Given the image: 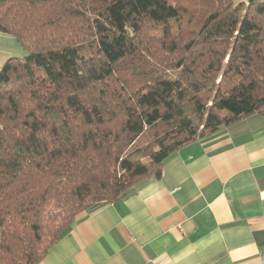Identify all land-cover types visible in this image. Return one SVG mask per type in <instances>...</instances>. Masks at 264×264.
I'll return each mask as SVG.
<instances>
[{"label": "trees", "instance_id": "16d2710c", "mask_svg": "<svg viewBox=\"0 0 264 264\" xmlns=\"http://www.w3.org/2000/svg\"><path fill=\"white\" fill-rule=\"evenodd\" d=\"M0 32L27 52L0 69V264L264 116V0H0Z\"/></svg>", "mask_w": 264, "mask_h": 264}, {"label": "crops", "instance_id": "0c3cea01", "mask_svg": "<svg viewBox=\"0 0 264 264\" xmlns=\"http://www.w3.org/2000/svg\"><path fill=\"white\" fill-rule=\"evenodd\" d=\"M16 44L0 32V69ZM38 264H264V116L189 142L159 178L78 213Z\"/></svg>", "mask_w": 264, "mask_h": 264}, {"label": "rangeland", "instance_id": "374dc122", "mask_svg": "<svg viewBox=\"0 0 264 264\" xmlns=\"http://www.w3.org/2000/svg\"><path fill=\"white\" fill-rule=\"evenodd\" d=\"M16 43H17V41H16ZM14 52H15L14 57H19V58H22L27 54L26 50L23 47H21L18 43L14 47Z\"/></svg>", "mask_w": 264, "mask_h": 264}]
</instances>
